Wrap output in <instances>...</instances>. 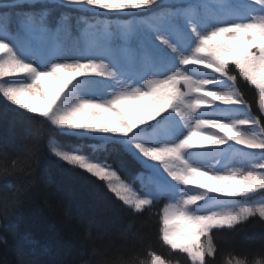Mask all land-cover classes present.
I'll use <instances>...</instances> for the list:
<instances>
[{
    "label": "snow or ice",
    "instance_id": "1",
    "mask_svg": "<svg viewBox=\"0 0 264 264\" xmlns=\"http://www.w3.org/2000/svg\"><path fill=\"white\" fill-rule=\"evenodd\" d=\"M25 3L37 0H0V115L97 140L92 154L54 138L46 148L134 213L166 198L158 238L190 264H214L217 231L264 222V122L237 86H253L264 113V0H39L19 11ZM97 148L138 166L131 183ZM41 152L37 136L3 178L30 176ZM143 255L111 264H173Z\"/></svg>",
    "mask_w": 264,
    "mask_h": 264
},
{
    "label": "trees",
    "instance_id": "2",
    "mask_svg": "<svg viewBox=\"0 0 264 264\" xmlns=\"http://www.w3.org/2000/svg\"><path fill=\"white\" fill-rule=\"evenodd\" d=\"M21 8L39 9L40 3H25ZM237 86L251 105L252 115L264 122L254 87L239 77ZM5 107L6 102L0 99V113ZM35 128V120L19 116L11 108L0 115V264H111L121 253L144 259L148 249L173 262L190 264L183 254H170L158 238L159 213L166 198L143 213H134L103 182L59 161L46 148L54 138L66 146L82 145L92 154L90 146L98 144L97 140L61 135L48 124L39 125L38 133ZM37 136L42 152L34 161L32 174L4 179V169L11 168L14 161L22 165ZM105 148H97L96 154L131 183L138 166L122 169L118 157ZM133 186L139 189V183ZM214 239L218 248L214 264H226L229 254L249 261L264 259V222L258 218L232 230L217 231Z\"/></svg>",
    "mask_w": 264,
    "mask_h": 264
},
{
    "label": "rangeland",
    "instance_id": "3",
    "mask_svg": "<svg viewBox=\"0 0 264 264\" xmlns=\"http://www.w3.org/2000/svg\"><path fill=\"white\" fill-rule=\"evenodd\" d=\"M37 2H39V0H37ZM34 10H38L37 8H35V9H24V8H20L19 9V11H34ZM55 15H58V14H55ZM10 26L12 27V28H14L15 27V25L14 24H10ZM252 114V113H251ZM215 131V130H214ZM55 140H57V139H55ZM58 141V140H57ZM62 144V143H61ZM64 145V144H63ZM66 146V145H65ZM237 147H243L242 145H237ZM246 151H248L247 149H245ZM258 151V150H257ZM126 182V181H125ZM138 194H140V195H142L143 193L142 192H139L138 191ZM163 198V197H162ZM161 198V199H162ZM160 199V200H161ZM173 264H175V262H173ZM179 264H181V263H179Z\"/></svg>",
    "mask_w": 264,
    "mask_h": 264
}]
</instances>
